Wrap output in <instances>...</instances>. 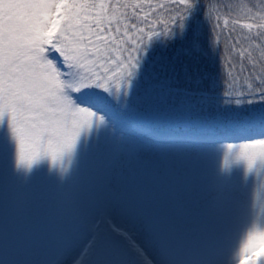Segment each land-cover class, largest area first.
<instances>
[{
  "label": "snow or ice",
  "instance_id": "snow-or-ice-1",
  "mask_svg": "<svg viewBox=\"0 0 264 264\" xmlns=\"http://www.w3.org/2000/svg\"><path fill=\"white\" fill-rule=\"evenodd\" d=\"M0 264H264V0H0Z\"/></svg>",
  "mask_w": 264,
  "mask_h": 264
},
{
  "label": "trees",
  "instance_id": "trees-1",
  "mask_svg": "<svg viewBox=\"0 0 264 264\" xmlns=\"http://www.w3.org/2000/svg\"><path fill=\"white\" fill-rule=\"evenodd\" d=\"M223 39H224V38L222 37V38H221V44H222V45H223Z\"/></svg>",
  "mask_w": 264,
  "mask_h": 264
}]
</instances>
